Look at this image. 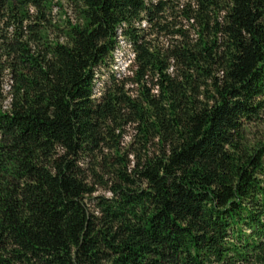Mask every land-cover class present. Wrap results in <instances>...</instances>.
Listing matches in <instances>:
<instances>
[{
    "label": "trees",
    "instance_id": "16d2710c",
    "mask_svg": "<svg viewBox=\"0 0 264 264\" xmlns=\"http://www.w3.org/2000/svg\"><path fill=\"white\" fill-rule=\"evenodd\" d=\"M68 1L74 20L0 0V264H264V141L247 136L264 0H186L194 37L167 0ZM155 31L178 38L160 50ZM120 37L140 90L111 75L96 94Z\"/></svg>",
    "mask_w": 264,
    "mask_h": 264
},
{
    "label": "rangeland",
    "instance_id": "374dc122",
    "mask_svg": "<svg viewBox=\"0 0 264 264\" xmlns=\"http://www.w3.org/2000/svg\"><path fill=\"white\" fill-rule=\"evenodd\" d=\"M170 9L167 14L166 22L171 24V29L174 30L175 28H184L187 30L188 35L191 37H194V31L195 27L193 26L192 20L188 21L183 14H181V10L183 9V5L186 2V0H167ZM53 14L55 19L58 18H71L74 20L75 12L73 9L72 4L68 0H59V3L55 2ZM4 30V24L0 22V33ZM178 38L176 35H173L170 31V33L165 32H153V34L150 35V41L156 48L160 50H164L170 46L172 42H174ZM131 59H132V52L130 49V46L128 45L127 41L123 39L122 37L119 38V43L117 46V49L114 52V63L112 67L109 68H101L99 69L97 73V82L95 86V92L96 94H99V91H101L102 86L105 83H108L111 79V75H114V77L118 80L122 79L124 76L131 77V80H127L128 84L125 85V88L129 91L130 94L136 95L138 94L140 88L137 84H135L132 81V74H131ZM128 65V67H127ZM133 67V66H132ZM126 74V75H125ZM7 90H8V78L4 77L0 81V92L2 93V97H0V102L3 104L4 107L7 105ZM155 91V90H153ZM122 137L120 141L121 147L124 149H131L133 148L135 143V128L133 124H127L122 129ZM248 138L250 140H262L264 141V113L262 114V118L255 121L250 127L247 134ZM155 149V147H152V150ZM128 158L132 161L133 155L129 154ZM99 173L100 170H99ZM102 174V173H101ZM107 180V175H103V179ZM92 185L94 187V195H110V192L107 189V185L103 184L98 178H91Z\"/></svg>",
    "mask_w": 264,
    "mask_h": 264
}]
</instances>
